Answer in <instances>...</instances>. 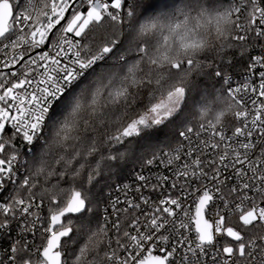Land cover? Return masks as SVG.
Instances as JSON below:
<instances>
[{
  "label": "snow or ice",
  "instance_id": "1",
  "mask_svg": "<svg viewBox=\"0 0 264 264\" xmlns=\"http://www.w3.org/2000/svg\"><path fill=\"white\" fill-rule=\"evenodd\" d=\"M0 264H264V0H0Z\"/></svg>",
  "mask_w": 264,
  "mask_h": 264
},
{
  "label": "trees",
  "instance_id": "2",
  "mask_svg": "<svg viewBox=\"0 0 264 264\" xmlns=\"http://www.w3.org/2000/svg\"><path fill=\"white\" fill-rule=\"evenodd\" d=\"M171 0H155V4L159 6L163 3H170ZM174 6V5H173ZM257 52V49L254 50L251 54L255 55ZM228 57L231 60V63H220L219 67L223 70H225L231 78L241 76L246 71V63L247 61L245 59L240 58L236 52H230L228 54ZM219 63V62H217ZM202 86H206L209 89H211L212 85L215 84L216 87H220V83L218 80H202L201 81ZM225 87H227L225 85ZM140 168L139 164H128L126 167H124L121 171L118 172L117 175H114L108 183L111 185L110 188H106L104 190V195L109 196V194L113 191V189L123 183H126L134 170Z\"/></svg>",
  "mask_w": 264,
  "mask_h": 264
},
{
  "label": "built area",
  "instance_id": "3",
  "mask_svg": "<svg viewBox=\"0 0 264 264\" xmlns=\"http://www.w3.org/2000/svg\"><path fill=\"white\" fill-rule=\"evenodd\" d=\"M258 53H259V49H257L256 54H258ZM248 75L249 74L246 73V71H245L241 76L231 78V83L233 84V86L239 85L241 82L247 80ZM253 79H255V77H253ZM157 171H160V169H158L156 167V165L151 166V170H149L147 168H145V169L138 168V169L133 171L130 179L126 183H123V184L116 186L109 195L112 196L113 198H115L116 196H122L123 193H122L121 189L123 188V185L127 184V185L132 186V187H135L138 185V183H139L137 181V175L138 174L152 175V173L157 172ZM13 235H14V233H13Z\"/></svg>",
  "mask_w": 264,
  "mask_h": 264
}]
</instances>
